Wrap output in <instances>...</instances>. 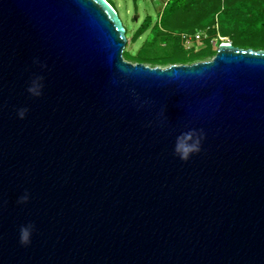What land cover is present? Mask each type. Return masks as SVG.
Returning <instances> with one entry per match:
<instances>
[{
  "label": "water",
  "instance_id": "95a60500",
  "mask_svg": "<svg viewBox=\"0 0 264 264\" xmlns=\"http://www.w3.org/2000/svg\"><path fill=\"white\" fill-rule=\"evenodd\" d=\"M126 31L108 0H0V264H264V49L151 66Z\"/></svg>",
  "mask_w": 264,
  "mask_h": 264
},
{
  "label": "rangeland",
  "instance_id": "374dc122",
  "mask_svg": "<svg viewBox=\"0 0 264 264\" xmlns=\"http://www.w3.org/2000/svg\"><path fill=\"white\" fill-rule=\"evenodd\" d=\"M165 1L111 0L127 30L128 41L125 47V53L134 58L133 60L126 58L127 60L132 62L135 60H143L145 64L151 66H169L175 63L174 60L176 58L174 59L172 56L174 54L173 47L177 43L183 45L185 48L184 57L181 58V61L176 62L178 64L212 59L222 44L221 42H230L242 48L264 49V14L260 12L261 8L255 4H251L250 2L245 4L248 11L244 19L232 22L229 17H225L226 22L223 28L235 30L237 37L233 35L225 37L220 33L215 36H211L210 34L208 36V31L205 30L185 32L186 34H194L196 32L207 34L201 42L194 43L192 35H187L185 38L182 35H179V37H170L161 33L152 32L153 25L158 22L160 27L174 29L189 28L192 24L191 21L193 22V20H183L177 16L173 18L166 16L163 22L160 16L163 14ZM191 13L195 14L196 12L192 11ZM147 16H151L152 26L141 36L137 37L136 32ZM194 18H197V16H193ZM179 52L178 50L177 53Z\"/></svg>",
  "mask_w": 264,
  "mask_h": 264
},
{
  "label": "trees",
  "instance_id": "16d2710c",
  "mask_svg": "<svg viewBox=\"0 0 264 264\" xmlns=\"http://www.w3.org/2000/svg\"><path fill=\"white\" fill-rule=\"evenodd\" d=\"M108 1L115 7V5L111 2V0ZM249 2L251 4H255L258 7H260L261 8L260 12L264 14V0H169L166 6L164 7L163 14L160 16L162 17L163 22L166 16H169L171 18L177 16L182 18L183 20L185 19H189V21L193 20V22L191 21L192 23L191 26L189 28L186 27L179 29L177 28L174 29L169 27L165 28V27H160L158 22L157 24L153 25V28L151 30L154 33H161L170 37L172 36L179 37V35H182L185 32L188 31L194 32V30L208 31L207 32L208 36L209 34L211 36H215L218 33H220L222 36L225 37L229 35H233L237 37V33H235V30L223 28V25L225 26V22H226L225 17L226 16L229 17L230 21L232 22L236 20L244 19L248 11V8H246L245 4ZM203 9L204 10L207 9V10L204 12ZM192 11L196 13L192 14L191 13ZM193 16H197V18L193 19ZM152 23L153 22L151 16H147V18L144 20L142 25L138 28L136 32V36L139 37L143 33H145L148 29H150ZM184 49H185L184 46L179 43L174 45L173 47L174 54L172 58L174 59L176 58L174 60L175 63L178 62L179 60L181 61V58L184 57V53H185ZM178 50L180 51L179 53H177ZM124 56L129 60L134 59L132 56H129L125 52H124ZM134 62L145 63V61L143 60H135Z\"/></svg>",
  "mask_w": 264,
  "mask_h": 264
},
{
  "label": "clouds",
  "instance_id": "9594fccd",
  "mask_svg": "<svg viewBox=\"0 0 264 264\" xmlns=\"http://www.w3.org/2000/svg\"><path fill=\"white\" fill-rule=\"evenodd\" d=\"M225 43V42H223ZM228 43V42H226ZM43 77L37 75L30 82L27 91L30 95L39 97L43 94ZM27 109L22 108L18 111V117L23 119L26 115ZM205 138L203 130L189 129L188 131L180 133L173 146L174 154L181 160L187 161L193 154L199 153L202 147V141ZM30 199V195L25 192L19 198L20 203H26ZM34 226L32 224H24L19 229V241L21 245L27 246L31 243V237Z\"/></svg>",
  "mask_w": 264,
  "mask_h": 264
},
{
  "label": "built area",
  "instance_id": "2783aa9c",
  "mask_svg": "<svg viewBox=\"0 0 264 264\" xmlns=\"http://www.w3.org/2000/svg\"><path fill=\"white\" fill-rule=\"evenodd\" d=\"M187 35H192V36H193V42H194V43H198V42H201L202 39H203L207 34H204V33L201 34V32H196V33H194V34H186V33H183V34H182V36H183L184 38H185ZM221 43H223V42H221ZM228 43H230V42H228Z\"/></svg>",
  "mask_w": 264,
  "mask_h": 264
},
{
  "label": "crops",
  "instance_id": "0c3cea01",
  "mask_svg": "<svg viewBox=\"0 0 264 264\" xmlns=\"http://www.w3.org/2000/svg\"><path fill=\"white\" fill-rule=\"evenodd\" d=\"M168 1H169V0H166V1H165L164 6H163V9H164V7L166 6V4H167Z\"/></svg>",
  "mask_w": 264,
  "mask_h": 264
}]
</instances>
